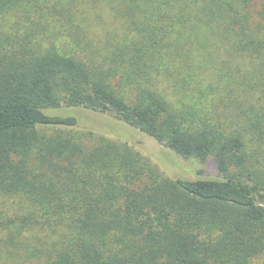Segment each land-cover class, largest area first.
<instances>
[{"label": "trees", "instance_id": "trees-1", "mask_svg": "<svg viewBox=\"0 0 264 264\" xmlns=\"http://www.w3.org/2000/svg\"><path fill=\"white\" fill-rule=\"evenodd\" d=\"M0 264H264V0H0Z\"/></svg>", "mask_w": 264, "mask_h": 264}, {"label": "rangeland", "instance_id": "rangeland-1", "mask_svg": "<svg viewBox=\"0 0 264 264\" xmlns=\"http://www.w3.org/2000/svg\"><path fill=\"white\" fill-rule=\"evenodd\" d=\"M54 114L71 113L78 117L79 127L81 129L93 128L107 132H113L119 136L125 137L134 142L159 161L161 169L165 173L177 174V177L184 178H214L217 176V168L212 159L202 162L196 158H183L173 150L160 146H153L150 142L144 140L143 134L134 127L118 121L107 113L97 112L83 107L62 108L51 111ZM174 177V176H173Z\"/></svg>", "mask_w": 264, "mask_h": 264}]
</instances>
